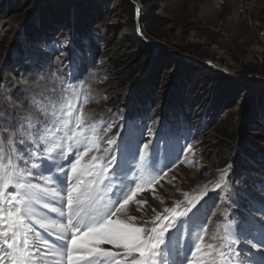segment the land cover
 I'll use <instances>...</instances> for the list:
<instances>
[{
    "label": "rangeland",
    "instance_id": "rangeland-1",
    "mask_svg": "<svg viewBox=\"0 0 264 264\" xmlns=\"http://www.w3.org/2000/svg\"><path fill=\"white\" fill-rule=\"evenodd\" d=\"M133 1L139 6L142 38L156 45H149L151 50L138 40L130 0H0V88L11 93L25 81L46 85L48 93H60L62 84L76 88L72 100L77 113L99 132V150L89 151L84 163L103 156L106 140L114 134L133 144L148 139L146 129L155 134L153 142L177 136L173 142L186 154L190 150L186 168L196 177L187 195L168 207H190L199 198V219L209 221L204 243H219L212 237L222 234L217 225L225 223V212L243 218L253 202H264V0ZM45 25L54 30L46 31ZM79 28L85 32L80 34ZM30 33L35 40L27 37ZM150 82L154 86L148 94L139 95ZM143 97L151 101L136 113L132 106ZM176 97L180 102H174ZM179 105L188 122L171 120ZM0 107L13 111L2 98ZM109 123L111 129L101 131ZM239 123L255 143L253 155L234 148L231 131ZM133 160L124 184L143 174L140 157ZM161 161L159 168L172 165L165 169L171 174L176 165L159 154L157 165ZM226 169L230 178L216 190ZM120 184V178L113 181L115 191ZM147 192L138 193L122 210L142 217L135 210L148 204H140ZM164 195L171 196L170 191Z\"/></svg>",
    "mask_w": 264,
    "mask_h": 264
},
{
    "label": "snow or ice",
    "instance_id": "snow-or-ice-1",
    "mask_svg": "<svg viewBox=\"0 0 264 264\" xmlns=\"http://www.w3.org/2000/svg\"><path fill=\"white\" fill-rule=\"evenodd\" d=\"M75 95L76 88L63 84L60 93L27 81L11 93L0 88V98L13 109L0 107V264H264L262 201L253 202L243 218L225 212V223L217 225L222 234L212 237L219 243H204L209 221L199 219V198L183 209H153L147 220L122 219L121 210L138 193L154 191L150 186L166 179L165 169L172 165L158 167L160 144L152 142L151 129H146L147 140L134 144L114 134L103 156L84 163L89 151L99 150V132L77 113ZM136 156L143 174L124 184ZM227 169L216 190L230 178ZM118 178L117 192L113 181ZM35 226L54 241L44 240Z\"/></svg>",
    "mask_w": 264,
    "mask_h": 264
},
{
    "label": "bare ground",
    "instance_id": "bare-ground-1",
    "mask_svg": "<svg viewBox=\"0 0 264 264\" xmlns=\"http://www.w3.org/2000/svg\"><path fill=\"white\" fill-rule=\"evenodd\" d=\"M130 133H132V136L135 137V133L133 130L130 131ZM177 148L181 152H185L184 149H182L181 147L177 146ZM176 152L179 153L178 151H176ZM190 156H191V152H190V150H188V152L185 156V159L183 158L184 154H182L181 159H177V160L171 159L172 162L178 161V163L176 164V167L172 170L171 174L166 175V177H167L166 179H163L156 186L151 188V189H154V191L149 190L147 192V195H149V197L147 198L148 204L145 207L139 205L140 208L144 209L143 212L138 210V209L135 210V213L142 216L140 218L134 217L136 219V221L149 219L151 216L154 215V213L152 211L153 209L163 213V210L166 207L169 208L168 206L171 207L172 204L175 205L176 200L180 199L183 196V194L185 193V191L188 190L192 186V182H193V179L196 177V173H190L187 171L186 166L188 165V163L190 161ZM165 191H167V192L170 191L171 196H168V197L165 196L166 195V194L164 195ZM150 195H152L153 198H151L152 196L150 197ZM53 202H55V201H53ZM45 213L50 215V216L55 215L52 213H47V210H45ZM119 214H122V215L126 214L123 216L124 218H122V219H126L129 217H132L130 215L133 214V211L125 209V210H122ZM37 232L40 233L41 237L44 240L54 241V239H55L54 236H50L48 233L44 232L43 229H40V230L37 229ZM102 247L110 248L111 246L103 245Z\"/></svg>",
    "mask_w": 264,
    "mask_h": 264
},
{
    "label": "trees",
    "instance_id": "trees-1",
    "mask_svg": "<svg viewBox=\"0 0 264 264\" xmlns=\"http://www.w3.org/2000/svg\"><path fill=\"white\" fill-rule=\"evenodd\" d=\"M77 21H79V20H77ZM45 23L47 24L48 22L45 20ZM56 25V24H55ZM82 26H84L83 24H82ZM81 26V27H82ZM43 28H45V30L46 31H49V32H52V30H54L51 26H49V25H45V27H43ZM78 31L80 32V34H83L84 32H83V30H82V28H79L78 29ZM34 33H37V32H39L37 29H34V31H33ZM71 33H72V35H74V33H76V31L74 30V27H72V31H71ZM31 35L33 34V33H30ZM30 34H28L27 35V37L31 40H35L36 39V37L34 36V35H32V37H31V35ZM42 35L44 34V33H41ZM80 34H79V37H78V40L81 42V37L82 36H80ZM45 36V35H44ZM44 36H42V37H44ZM34 37V38H33ZM47 37V36H46ZM74 40V39H73ZM138 40H139V42L141 43V45H142V47H144V50L146 49V50H151V48H150V46L145 42V41H143L142 39H140V38H138ZM34 42H36V41H34ZM74 42H75V44L77 45V44H79L78 42H76L75 40H74ZM83 42V41H82ZM31 44H33L32 42H31ZM11 62H13V60L11 61ZM154 86V84L153 83H148V86H146L140 93H139V95H141V94H148L147 92H149L150 91V87H153ZM140 98L142 97V96H139ZM144 99H147V97H143V99H141L140 101H138L137 99H136V101L134 102V104H133V106H132V108H135V109H137V111H136V113H140V112H142L143 111V108H145L146 106H147V104L151 101V99L149 98V99H147L148 101H145ZM177 99H180L179 97H176V100L174 101L175 103H177V102H180L179 100L177 101ZM180 105H184V102H181L180 103ZM178 106L179 107V109L178 110H176V112L175 113H173V117H183L184 116V109L181 107V106ZM188 108V107H187ZM241 121V120H240ZM239 121V122H240ZM186 122H188L187 121V119H186ZM241 123V122H240ZM240 123L237 125V127H236V130L235 131H231V136L233 137V141H234V148L236 147V146H240V152H246L247 154H251V155H253V153H252V151H251V149H250V147L253 145H255V143H253L252 141H250V139H251V137L248 135V138H247V135H246V133H244V132H241L240 131V129H241V127H243V125L240 127ZM205 128L206 127H208L209 128V126L208 125H205L204 126ZM250 137V138H249ZM247 138V139H246ZM239 158V157H238ZM228 160H231V159H228ZM232 161V160H231ZM239 164V162H237L236 163V165H238Z\"/></svg>",
    "mask_w": 264,
    "mask_h": 264
},
{
    "label": "water",
    "instance_id": "water-1",
    "mask_svg": "<svg viewBox=\"0 0 264 264\" xmlns=\"http://www.w3.org/2000/svg\"><path fill=\"white\" fill-rule=\"evenodd\" d=\"M131 3L133 4L134 8H135V21H136V31L138 33V35L142 38L143 35L141 33V27L139 25V22H140V18H141V15H140V11H139V6L136 2H134L133 0H130ZM144 39V41L148 44V45H152V46H156L154 44H152L149 40L145 39V38H142Z\"/></svg>",
    "mask_w": 264,
    "mask_h": 264
}]
</instances>
